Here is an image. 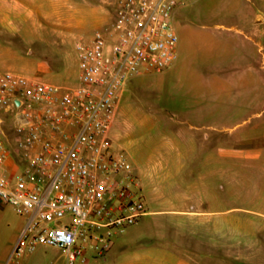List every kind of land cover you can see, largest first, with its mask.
I'll list each match as a JSON object with an SVG mask.
<instances>
[{"label":"rangeland","instance_id":"374dc122","mask_svg":"<svg viewBox=\"0 0 264 264\" xmlns=\"http://www.w3.org/2000/svg\"><path fill=\"white\" fill-rule=\"evenodd\" d=\"M115 6L116 0H0V71L78 85L76 42L90 39L110 23ZM262 20L264 0H194L180 7L175 18L182 46L179 63L134 77L119 105L117 120V150L127 153L139 169L172 179L180 174V158L187 150L209 155L220 147L218 140L207 138L210 131L206 129L193 132L196 141H184L181 134L189 129L183 122L188 121L187 115L229 111L239 121L247 120L228 132V164L195 163L191 167L192 172L214 176L210 180L214 186L225 176L219 183L225 194L222 215L230 221V264H264ZM246 36L255 43L244 49L240 39ZM250 59L256 74L248 69ZM15 126L10 119L8 127L13 130ZM15 159L17 168L24 165L23 155L15 153ZM223 167L224 172L219 171ZM162 207L170 209L167 202ZM172 216L167 211L141 217L116 235L108 261L92 254L87 264H116L123 247L152 237L157 218L158 228L170 236L168 218ZM26 224V217L0 199V264H8ZM135 252H125L124 264L137 263ZM255 255L259 260H250ZM14 264H66V258L58 247L40 245Z\"/></svg>","mask_w":264,"mask_h":264},{"label":"built area","instance_id":"2783aa9c","mask_svg":"<svg viewBox=\"0 0 264 264\" xmlns=\"http://www.w3.org/2000/svg\"><path fill=\"white\" fill-rule=\"evenodd\" d=\"M191 1L116 0L113 20L76 42V86L0 71V199L27 221L8 264L40 245L61 249L66 264H87L147 213L137 168L111 130L132 79L178 60L175 18ZM13 153L25 160L17 177L2 170Z\"/></svg>","mask_w":264,"mask_h":264},{"label":"crops","instance_id":"0c3cea01","mask_svg":"<svg viewBox=\"0 0 264 264\" xmlns=\"http://www.w3.org/2000/svg\"><path fill=\"white\" fill-rule=\"evenodd\" d=\"M253 19L259 21L258 15H254ZM240 41L244 49L251 47L255 43L251 36H246ZM181 50L180 42L179 52ZM178 63L179 60L168 69L173 68ZM248 69L256 74L255 66L251 59ZM118 113L119 106L111 130V138L116 149V144L120 139L117 131ZM236 117L235 113L229 111H206L187 115L186 120L188 121L183 122L188 124L189 129L183 130L181 134L184 141H196L197 137L193 132L206 129L211 133L208 132L207 138L209 140H218L220 147L218 151L211 152L209 155L200 152L191 153L187 150L180 158V174L173 179L150 174L136 167L142 180V189L148 208L144 216L161 214L167 211L172 212L173 216L168 218L171 235L168 236L167 232H163L158 228L161 222L157 218L155 221L158 227L156 226L153 229L152 237L146 242L136 243L131 247H123L122 255L116 257V264H124L125 252L129 251V249L136 251L134 254L137 261L136 264H208L210 262L230 264V221L226 222L225 216L222 215L225 211L223 212L221 202L224 203L225 194L224 190L223 192L220 191L221 183H219L225 180V176L220 177L217 186H214L213 183L212 185L210 184V180L214 176L192 172L193 169L191 167L195 163H217L222 166L229 163L231 151L228 132L247 121L246 119L239 121ZM4 132L10 147L14 148V141H16L18 136L17 126L12 130L7 124L4 127ZM16 166L15 154L13 153L5 162L2 170L10 176H15L19 172V167L17 168ZM220 170L224 172V167ZM166 202L169 204L170 209L162 207ZM111 249L103 257L104 261H108ZM260 251L263 252L262 249L258 252ZM250 260L258 261L259 258L255 255Z\"/></svg>","mask_w":264,"mask_h":264}]
</instances>
